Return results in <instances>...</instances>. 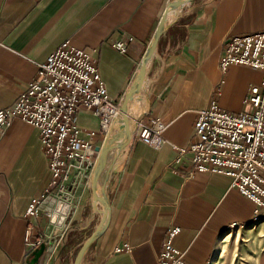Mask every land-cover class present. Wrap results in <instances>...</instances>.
<instances>
[{"label":"crops","instance_id":"1","mask_svg":"<svg viewBox=\"0 0 264 264\" xmlns=\"http://www.w3.org/2000/svg\"><path fill=\"white\" fill-rule=\"evenodd\" d=\"M172 0H0V110L11 108L37 73V63L63 42L83 49L96 65L108 99L124 101L141 67L167 4ZM264 31V0H192L170 13L148 64L140 93L128 107L130 123H160L151 144L134 136L107 156L104 186L109 223L87 250L82 264H159L168 232L187 264H209L222 235L263 215L221 174L189 175L188 156L175 147L193 140L198 110L215 103L239 114L260 69L220 60L225 42ZM131 39L130 41H128ZM128 41L125 52L113 47ZM139 96V97H138ZM75 123L96 147L104 136L100 118L80 111ZM121 125L114 129L116 137ZM91 176L76 191L79 205L63 221H52L57 184L35 127L15 121L0 139V264H73L102 218L94 204ZM42 200L37 218L26 216L32 200ZM65 211V208H64Z\"/></svg>","mask_w":264,"mask_h":264},{"label":"built area","instance_id":"2","mask_svg":"<svg viewBox=\"0 0 264 264\" xmlns=\"http://www.w3.org/2000/svg\"><path fill=\"white\" fill-rule=\"evenodd\" d=\"M128 41H115L113 47L125 52ZM224 47L220 60L223 73L230 65H247L263 72L261 82L250 88L244 99L245 110L239 114L223 111L215 103L198 110L192 142L175 148L178 160L188 156L190 176L202 173L230 177L231 186L256 205L255 213L261 210L264 215V31L232 36ZM37 67L34 79L15 104L0 110V139L15 121L38 129L58 187L56 197L66 203L58 210L63 221L78 207L76 191L83 179L88 182L98 154L96 146L81 137L75 115L80 111L97 115L105 137L120 116L121 103L109 101L91 56L69 41ZM137 125L135 138L145 144H151L161 133L158 120L149 125L138 121ZM42 203L32 200L26 216L37 218ZM178 232V227L168 232L159 264H187L173 244Z\"/></svg>","mask_w":264,"mask_h":264},{"label":"water","instance_id":"3","mask_svg":"<svg viewBox=\"0 0 264 264\" xmlns=\"http://www.w3.org/2000/svg\"><path fill=\"white\" fill-rule=\"evenodd\" d=\"M192 0H172L170 1L164 13L159 21V24L156 28V31L152 37V40L143 56L141 67L139 72L131 85L130 89L127 91L124 101L121 105L120 109V117L114 122L110 132L105 136L102 144L96 147L98 152L94 168L92 170L91 176V192L92 199L94 204H100L102 206V218L99 225L93 231V233L86 239V241L79 248L73 264H82L83 258L92 245V243L99 238L102 233L106 230L109 223V203L107 197L105 195L104 186H99V178L101 174L106 171V177L109 174V167L107 165V156L110 151L116 150L120 151L130 142L132 135L135 130V126H132L129 122L128 118V104L131 98L138 95L142 89L143 82L146 76L148 64L156 50L158 40L160 36L166 29V22L168 15L174 11H176L183 4L190 2ZM117 125H121L122 130L118 137L114 135V129ZM46 245L44 243L40 244L38 248H36L30 255L29 264H36L43 254Z\"/></svg>","mask_w":264,"mask_h":264},{"label":"rangeland","instance_id":"4","mask_svg":"<svg viewBox=\"0 0 264 264\" xmlns=\"http://www.w3.org/2000/svg\"><path fill=\"white\" fill-rule=\"evenodd\" d=\"M120 103L122 105V102ZM138 121L139 120H135V124H132V126H135L132 135L134 138L138 127ZM61 204L66 203L57 199L56 208L52 213V219L55 218L53 221L57 222L61 219L60 213L58 212L60 206H63ZM247 227L251 228V232L248 234L245 233V228ZM223 235V249L218 256L217 264H264V215L258 217L256 221L249 225L234 227Z\"/></svg>","mask_w":264,"mask_h":264},{"label":"bare ground","instance_id":"5","mask_svg":"<svg viewBox=\"0 0 264 264\" xmlns=\"http://www.w3.org/2000/svg\"><path fill=\"white\" fill-rule=\"evenodd\" d=\"M170 15V14H169ZM168 15V16H169ZM137 96V95H136ZM135 96V97H136ZM135 97L131 98L130 101H129V104H128V107H131L133 105V102L135 100ZM139 97V96H138ZM246 232L245 233H250L251 232V228L250 227H247L245 228ZM224 235L219 239L217 245H216V248H215V253H214V257L211 259V261L209 262V264H217V261H218V256L220 255L222 249H223V243H222V239H223Z\"/></svg>","mask_w":264,"mask_h":264}]
</instances>
